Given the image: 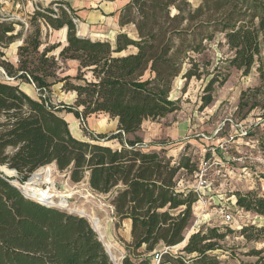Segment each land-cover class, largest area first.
Segmentation results:
<instances>
[{
	"label": "trees",
	"instance_id": "obj_1",
	"mask_svg": "<svg viewBox=\"0 0 264 264\" xmlns=\"http://www.w3.org/2000/svg\"><path fill=\"white\" fill-rule=\"evenodd\" d=\"M197 1L192 8L189 0H130L118 23L134 24L137 39L117 33L112 44L78 36L74 11L55 0L46 8L37 6L32 20L53 30L66 28L65 46L56 43L39 51L36 33L18 47L16 67L3 60L0 51V70L8 78L0 80V264H113L87 219L28 200L11 183H23L50 164L71 183L87 179L96 193L112 195L118 222L130 220L131 239L122 242L128 252L122 264H152L154 254L158 264L220 263L212 253L222 249L220 243L230 230L198 228L185 236L198 198L193 190H180L177 177L180 171L190 175L194 163L186 156L172 162L163 150L146 151L147 145L135 135L144 121L179 110L178 101L170 98L172 83L186 61L195 66L190 54L199 53L203 41H212L216 34L223 35L232 52L231 67L245 76L256 67L264 81V0ZM13 32L12 23L0 21L1 47L18 38ZM57 49L58 59L77 61L76 75L57 76L58 60L48 56ZM182 77L188 81L200 74L190 68ZM216 79L209 80L200 108L212 102ZM18 82L33 85L37 99ZM55 84L75 93L72 105L51 101ZM61 112L72 114L84 128L88 117L107 115L116 120L117 130L79 140ZM111 140L118 142V149L101 143ZM8 170L16 176L6 177ZM235 196L238 207L264 219V193ZM240 234L258 242L264 238V221L259 227H242ZM244 255L254 261L240 264H264L263 249Z\"/></svg>",
	"mask_w": 264,
	"mask_h": 264
},
{
	"label": "rangeland",
	"instance_id": "obj_2",
	"mask_svg": "<svg viewBox=\"0 0 264 264\" xmlns=\"http://www.w3.org/2000/svg\"><path fill=\"white\" fill-rule=\"evenodd\" d=\"M62 1V0H61ZM192 8L198 6L197 0H189ZM40 6V5H37ZM41 7V6H40ZM46 8V7H42ZM175 13L174 10L171 11ZM0 15V21L6 23H12L14 32L13 34L18 33V38L14 41L15 46H21L24 42H28L36 37V33L40 42L39 51H42L44 47H48L54 44H49L51 40L49 31L44 30L41 25V20H32V15H29V18H25L22 21L16 20L11 16ZM33 14V13H32ZM44 23V22H43ZM45 24V23H44ZM53 30L52 28H50ZM118 33H126L129 37L137 39V33L135 26L132 23L126 24L123 27H120ZM9 35H7L8 37ZM6 37V38H7ZM108 41L113 44L114 41H109L106 39H94V41ZM4 42L6 40L4 39ZM18 43V44H17ZM60 43L61 47L63 43ZM9 46V45H8ZM1 47L0 51L4 52L3 60H12L14 62L15 55L13 52V47ZM14 46V48H15ZM202 49L199 53H191L190 57L194 60V65L196 68L191 67L189 62H185L182 66L180 74L174 79L172 83V89L170 92L171 100L178 101L179 110L168 114L166 120L157 119L153 123L152 132L157 131L158 123L164 124V126L171 128H176L180 126L179 123L184 121H189V126H187L185 135L179 137L175 143H179V146H182L181 151L178 153L176 162H178L183 156L189 157L191 162L194 165L197 164L198 160L202 157L203 149L208 148H217V137H212L209 142L203 141L200 138V134H205L206 136H212L211 134L215 131L217 126L222 122L232 119L233 121H242V120H253L258 117V113L264 108V81L261 82L259 76L256 72V67H253L248 75H243L241 71L236 70L235 68L229 65V60L232 57V52L228 49L225 39L222 34H216L212 41H203ZM8 48V49H6ZM53 51L48 54L54 56L58 60L59 68L56 70L58 77H63L66 75L74 76L76 75L74 63L68 60L58 59L57 51ZM131 52H134V49H130ZM192 68L195 72L200 74L199 78L192 77L190 80L186 81L182 75ZM90 78V76H87ZM211 78H217L218 82L222 79H225V82L220 85L218 82L213 85L211 92L212 102L205 108H200L202 103V98L205 95V88ZM5 76L0 70V80H4ZM32 86V85H30ZM60 84H55L51 87L50 99L54 104L63 103L66 105H72L75 101V96H72V92H64L60 89ZM33 87V86H32ZM23 90L26 89V86H21ZM36 98L35 94H32ZM65 112H61L60 115H64ZM259 123L253 126L250 134L253 139H258V145H253L248 143L247 145L242 146L244 153H251L252 157H258L261 161H246L247 167L251 172H256L258 176L264 181V143L262 142V136H264V113L259 115ZM148 122V121H146ZM79 128V138L87 140L88 134H103L110 135L115 133L117 130V123L115 120L110 119L107 115H92L85 120V128L81 123L78 124ZM229 130L227 122H225L224 132H222L223 137L225 133ZM150 130L146 127V124L141 126V129L135 134L139 136V133L149 132ZM128 138H133L132 135L127 136ZM166 139H152V142L144 143L146 144V151H156L158 148L153 147L157 143L166 144ZM103 145L109 146L113 149H118L119 144L116 140L101 142ZM174 147V146H173ZM161 151V150H160ZM157 151V152H160ZM222 152L216 150L215 157L223 160L224 164L227 165V168L231 173L237 175L240 173L241 167L236 164V162L226 161L223 159ZM165 156V155H164ZM237 156L235 151H229V154L225 155L226 158ZM54 168L56 166L53 164ZM231 166V167H230ZM57 171V168H56ZM64 172L55 173V181L59 182L63 189L78 190V195H85V187L80 184L73 188L72 183L67 181L66 177H63ZM183 185L190 183L189 174H185L183 171H180L178 177ZM87 179H84L81 182H86ZM67 182V185H66ZM223 185L216 186L217 183H214V191L218 195L212 199L210 205H205L201 207L200 214L202 218L197 219L196 216L199 215V211L192 209V220L188 229L185 232V236H188L192 232H195L198 228L202 230L207 229V227L217 228L220 232H226L230 230V233H227L224 241L220 243V250H216L212 253L213 256L217 257L219 264H240L243 262H253V257H246L244 254L251 249H263L264 250V238H261L258 242H248L240 234L241 229H237L233 225L225 224L221 216L216 212L218 205V198L216 196H221L219 202L224 204H229L230 201H226L232 194L237 192H248L247 183L244 181H237L235 178H227L222 182ZM69 191V190H68ZM264 191V187L260 186V182L256 183V190L252 191L256 194H261ZM112 195H102L101 197L95 196L83 198L77 195L71 198L70 206L80 207L85 209L87 212L94 214L102 224L103 232L106 237V241L112 245V253L115 256V259L112 258L115 264H122L123 258L128 255V252L124 249L122 242H130V233L127 234V222L121 221L118 222V218L114 212L112 205L110 204ZM196 206V205H195ZM68 213L67 210H63ZM233 212V209H231ZM195 212V215H194ZM78 216L77 214H74ZM243 216V215H242ZM244 218L241 219V223L245 226H261L264 221L263 217L249 213ZM236 218L238 216L236 215ZM196 222V223H195ZM116 224L119 228H116ZM244 227V226H243ZM158 249L156 250V252ZM172 251L175 253L176 248H173ZM155 253V252H154ZM151 255V254H150ZM157 255L152 256V264H156ZM134 261V260H133Z\"/></svg>",
	"mask_w": 264,
	"mask_h": 264
},
{
	"label": "built area",
	"instance_id": "obj_3",
	"mask_svg": "<svg viewBox=\"0 0 264 264\" xmlns=\"http://www.w3.org/2000/svg\"><path fill=\"white\" fill-rule=\"evenodd\" d=\"M4 1V0H0ZM54 11H56L55 5L52 7ZM73 22L77 25L78 19H73ZM8 79L7 77H5ZM260 113H264V108ZM254 119L253 122L251 120H242L240 122L233 121L232 119L226 120L222 122L215 131L211 134L212 136H206L205 134H200V138H202L203 141L209 142L212 137H217V148H208L203 149L202 157L198 160L197 164L195 165V169L192 171L190 176V183L183 185V183L179 180L177 181V187L180 190H193L197 195V202L195 205L198 207H201L200 205H210L212 199L215 198L213 195H218L214 191V183H217L216 186L223 185L222 182H224L227 178H235L237 181H244L247 183V190L248 191H254L256 190V183L260 182V186L264 187V181L258 176L256 172H251V170L247 167V160L250 161H261L260 158L252 157V154L248 152L244 153L241 149L242 146L247 145L248 143H252L253 145H258V139H253L250 134L253 126L257 125L260 121L259 115ZM225 122H227V125L229 126V130L225 133L223 137L222 132H224V126ZM264 135V134H263ZM216 150H219L222 152L223 159L231 162H236L241 167L240 173L235 175L231 173L229 168H227V165L224 164L223 160L220 158L215 157ZM235 151L236 157H228L226 158L225 155L229 154V151ZM231 167V166H230ZM42 171L40 174V177L38 180L31 182V185L34 188V196L32 190H26V194H24L25 188L24 185H26L29 180L38 172ZM56 168L52 164L43 166L33 172L30 177L23 183H20L16 180H12L11 183L16 182L17 188L19 189L20 193L28 200L35 201L43 206L46 207H53L58 208L60 210H67L68 213L73 214L69 210V205L71 204V198L75 195L83 198L88 197H94L99 196L101 197L102 194L96 193L94 190H92L87 182H80V183H72L73 188L78 186L79 184L81 186L85 187L86 194L85 195H78V190H72L70 189H63L59 182L55 181V173ZM4 173V172H3ZM45 174H48L47 177H45ZM4 175L8 178H13L16 176V173L13 171L12 175H7L4 173ZM63 177L67 178V181H70L67 174L64 173ZM67 185V182H66ZM69 190V191H68ZM264 193V191L262 192ZM218 198V207L216 208V212L221 216L223 219V222L225 224H231L235 226L237 229H241L245 224L241 223V219H243V216H246L250 212L245 211L243 208L238 207L236 204V196L235 194H232L226 201H230L229 204H224L219 202L221 200V196H216ZM63 199L67 201L65 207H60L59 201ZM193 206L194 210H196V206ZM233 209V212L231 211ZM77 214V213H74ZM78 215V214H77ZM236 215L238 218H236ZM243 215V216H242ZM81 217L82 215H78ZM196 223V222H195ZM156 264H158V256L156 260Z\"/></svg>",
	"mask_w": 264,
	"mask_h": 264
},
{
	"label": "crops",
	"instance_id": "obj_4",
	"mask_svg": "<svg viewBox=\"0 0 264 264\" xmlns=\"http://www.w3.org/2000/svg\"><path fill=\"white\" fill-rule=\"evenodd\" d=\"M55 0H4L0 1V15L11 16L16 20L22 21L25 18H29V15H32L37 5L41 7H47L50 2ZM66 2L69 7L74 11V14L77 16L78 24L76 26L77 35L81 37H86L91 40L94 39H106L109 41H114L115 35L120 31L119 26V15L121 9L130 1V0H62ZM42 27L45 32L49 31L51 34V40L49 44H54L61 42L63 46L66 45V28H62L60 30H51L50 27L43 22H41ZM18 44V43H17ZM16 43L12 42L9 44L8 48L13 47V54L15 55L14 62L12 60H6L11 63L13 66H17L18 63V47L15 46ZM15 46V48H14ZM6 48V49H8ZM9 48V49H10ZM8 49V50H9ZM59 50L57 51L58 54ZM4 54V52L2 51ZM55 55V54H53ZM75 65V71H77L78 63L74 60H68ZM19 87L25 85L26 89L24 91L27 95H29L33 99H37V92L34 87L30 86L28 83H19ZM71 93V92H70ZM32 94L36 95V98L32 96ZM72 96H75V93H71ZM61 116V115H60ZM167 115L166 117H168ZM61 117L68 123L69 130L71 134L79 140H84L82 137L79 138V128L78 124L80 121L76 119L72 114L65 113ZM160 120L165 121L166 118H160ZM116 121V120H115ZM144 121L142 126L146 124V127L150 130L149 132L139 133V136L143 143L152 142V139H166V144H161L160 142L153 147H158L156 151L163 150V154L172 159V162H176L178 153L181 151L182 146H179V143L176 140L179 137L185 135L187 126H189V121H184L183 123H179L180 126L176 128L168 129L169 127L164 126V124H156L157 131L152 132L153 122L147 120ZM117 123V122H116ZM174 146V147H173ZM196 211H199V215L196 216L197 219L202 218V214H200V207L197 208ZM195 215V212H194ZM205 217V216H203ZM127 222V234L130 233V220H124Z\"/></svg>",
	"mask_w": 264,
	"mask_h": 264
},
{
	"label": "bare ground",
	"instance_id": "obj_5",
	"mask_svg": "<svg viewBox=\"0 0 264 264\" xmlns=\"http://www.w3.org/2000/svg\"><path fill=\"white\" fill-rule=\"evenodd\" d=\"M41 172L42 171H38L29 180V182L26 185H24V188H25L24 194H26V190H32L33 191V194H31V195L32 196L35 195L34 194V188L31 185V182L38 180L39 177H40ZM12 173H13L12 170H8V171L5 172V174H7V175H12ZM47 176H48V174H45V177H47ZM13 184H15L17 186V183L16 182H14ZM66 202L67 201L61 199L59 201L60 207L62 208V207H65L66 205H68ZM69 210L71 212H73V213H77L78 215H82L84 218H86L88 220V222L90 223V225L94 228V230L97 232V234L101 237V241L105 245V247H106L107 251L109 252L110 256L115 259V256L112 253V245L106 241V237H105L104 232H103V228H102L101 221L94 214H92L90 212H87L83 208L75 207V206L72 207V206L69 205ZM113 261H115V260H113Z\"/></svg>",
	"mask_w": 264,
	"mask_h": 264
},
{
	"label": "water",
	"instance_id": "obj_6",
	"mask_svg": "<svg viewBox=\"0 0 264 264\" xmlns=\"http://www.w3.org/2000/svg\"><path fill=\"white\" fill-rule=\"evenodd\" d=\"M1 171H2V169H1ZM81 217H83V216H81ZM84 218V217H83ZM86 219V218H85ZM88 221V220H87ZM90 224V223H89ZM91 226V225H90ZM91 228H92V230L97 234V232L94 230V228L91 226ZM97 236H98V240L102 243V241H101V237L97 234ZM189 236V235H188ZM188 236L186 237V239L188 238ZM184 243L185 242H183L182 244H181V246H179V247H181L182 248V246L184 245ZM102 245H103V247H104V249H105V251H106V253H107V255L109 256V258H110V260L113 262V264H115L114 263V261H113V259L111 258V256H110V254H109V252L107 251V249H106V247H105V245L102 243Z\"/></svg>",
	"mask_w": 264,
	"mask_h": 264
}]
</instances>
